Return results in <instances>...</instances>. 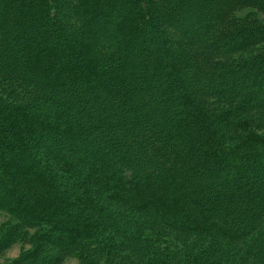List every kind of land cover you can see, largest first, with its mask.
<instances>
[{"label": "trees", "instance_id": "1", "mask_svg": "<svg viewBox=\"0 0 264 264\" xmlns=\"http://www.w3.org/2000/svg\"><path fill=\"white\" fill-rule=\"evenodd\" d=\"M208 5L213 8L210 14L203 9ZM244 7L264 13V0H0V45L6 46L7 50L13 48V52L18 51L23 56L15 81L10 80V85L0 88V112H6L5 120L0 115V212L9 215L18 227L17 230L11 229L10 233L6 229L0 236V254L14 239H22L26 235L25 229L52 224L55 233L46 232L43 245L40 242L35 244L34 249L13 264H56L59 257L44 256L40 250L46 248L57 256L65 252L77 253L87 241L86 238L83 241L84 236L88 238L98 233L102 237L108 232L110 236L127 233V240L139 252L157 254L159 260L153 258L152 264L169 259V252L164 254L166 251L161 249L160 242L165 241L168 234L181 238L191 234L197 240L208 237L210 243L222 240L238 246L237 251H230L232 256L238 253L240 258L237 260L264 264V229L252 233L264 210V137L260 140L240 137L228 147L225 140L233 136L232 121H225L222 128L217 123L222 113L209 116L211 110L207 111L198 99L190 98L186 89H190L188 83L184 86L176 78L183 70L180 58L174 56L176 59L171 63L159 61L158 57L165 60L167 50L163 54L154 53L149 62L133 64L129 60L136 42L144 49L143 43L147 40H156L158 36L161 40L162 35H170V32L163 31V21L175 25L171 31H177L182 40L194 37L187 35L188 26L195 29V34L200 36L195 35L196 40H210L214 48H225V55L237 51L236 45L235 49L230 48L234 46L233 41H243L238 44V51L264 45V24H241L244 18L237 16V12ZM179 14L188 19L187 22L181 20ZM194 14L197 16L192 18ZM108 37L113 40L108 55L98 54L91 45H85L88 40L99 42ZM156 41L158 44L159 40ZM154 58H158L161 66H157ZM230 63L234 73L222 77L218 70L210 76L205 90L237 80L238 87L234 86L228 95L226 93L229 101L243 102L246 107L249 104L263 107L264 51L243 59L241 63ZM144 71L145 74L155 73L159 79L157 83L146 90L135 87L127 93L130 95L128 104L125 101L123 106L116 107V112H103L100 118L97 113L96 124L92 122L94 118L82 121L79 113L70 109L72 105L85 101L104 109L107 103L104 98L94 96V91L104 85L121 89L127 78L139 80ZM29 75H38L43 83H50L55 88H65V104L62 105L57 96L49 97L40 88L35 93L26 89L32 88L24 85L29 82ZM107 81L111 82L105 84ZM11 84H14L11 90L27 93L23 103L10 98L13 94L9 92ZM79 84L83 88H79ZM217 93L215 97H223L221 91ZM5 101L9 102L7 107L3 104ZM121 102L116 101L115 105ZM143 103L149 106L144 112L152 116L149 123L147 120L142 122L143 113L135 106ZM172 106L176 107L175 113ZM38 109H43L44 113L36 114ZM229 113L231 111L226 115ZM115 114L121 115L119 119L124 120L123 124L127 120L124 117L131 116L135 122L150 127V139L146 140L148 135L139 131L135 140L141 142L145 138L155 147L147 150L148 154L146 148L131 149L134 139L123 136L131 147L124 155L118 144L109 142L106 144L108 149L101 150L102 147L92 144L91 139L79 138L82 131L87 132L104 121H116L111 118ZM49 115L53 118H48ZM174 139L178 145L166 151V144ZM43 147H47L48 160L55 165L43 162V153L39 151ZM77 149L75 162L81 168L80 172L71 167L73 158L65 156L68 151ZM153 154L154 158L150 160L148 155ZM116 160L118 166L111 167ZM168 160L174 167L171 173L165 170ZM63 166L68 174L75 176V191L67 189L64 178L60 177L58 168ZM154 169L160 173L154 175ZM248 171L253 173L258 186L245 179ZM238 178L248 182L243 184L244 193L239 194L236 189L234 194L225 179L235 184ZM253 187L260 190L259 196L249 192ZM84 194L91 195L95 202L91 196L86 200L80 198ZM102 195L122 213H135L137 217L131 222L139 220L140 226L128 229L130 232L125 230L126 223L108 214L109 208L105 209L102 203H97ZM229 195L236 201L226 205ZM91 212L95 214L93 219ZM139 229L143 232L153 230L156 235L141 234L137 231ZM95 230L97 232L93 234ZM169 246L173 249V245ZM223 250L224 254L228 253ZM133 254L121 260H125V264H134L138 255ZM211 260L202 264H217Z\"/></svg>", "mask_w": 264, "mask_h": 264}, {"label": "rangeland", "instance_id": "2", "mask_svg": "<svg viewBox=\"0 0 264 264\" xmlns=\"http://www.w3.org/2000/svg\"><path fill=\"white\" fill-rule=\"evenodd\" d=\"M203 9H205V12L207 14V12L210 14L213 10V8L208 5L207 7H204ZM163 11V10H162ZM204 12V11H203ZM202 12V13H203ZM180 15V14H179ZM197 15H192L193 17H196ZM237 16L243 17L244 19L241 20V24H250L252 22H256L258 25L259 24H264V13L258 11L256 12V9H253L251 7H244L241 8L238 12H237ZM181 20L184 21V19L186 18H182L183 15L179 16ZM204 17V16H203ZM188 19L185 20V22H187ZM194 20V19H193ZM191 21V20H190ZM175 26L171 23H166L163 21V25L161 26L163 31H168L170 32V35L168 34H164L162 36H164V38H162L160 40L159 36L156 37V40H159L158 44L156 40H147V42L143 43V47L140 45L137 46V42L135 44V51L134 54H132V56H129V60L134 64L136 62H143V61H150V59H152L151 57H153L154 53H160L163 54V52L165 50H167V55L165 56V60L162 61V58H159L160 62H173V60H175L176 58H180L179 62L181 63V66H183V70H181V73H179L176 78H178V83H180L182 81V83H184L183 85L185 86L186 83L187 86L190 88H186L187 91L189 92V96L191 99L194 98V100L196 101V99H198L200 101V104L203 107L207 108V111L211 110L212 113L208 112V115H214L215 114H220L222 113L223 116L221 117L222 119L225 118V116H227L225 120L221 121L218 117H213L214 119L218 118V122L220 124V126L223 128V125L225 121L229 122L230 120L232 121L233 125H232V130L231 133L233 134V138H229L228 141L225 140V143L227 144V146H231L232 144H235L234 140L240 138V139H246V138H251V137H256V138H262L264 137V106L263 107H254L252 105H248L247 107L245 106V104H243V102H239L238 104L232 103V101H229L230 98H228L229 96H227L229 94V92L231 91V89H233L234 86L238 87L239 82L236 80L235 82H227L226 84L221 83L223 86L218 87V85L214 86V88H212L210 91H206L205 90V86H207V83L209 82V78L210 76L212 77L214 75V73H218V70H220L221 72H219V75H221L222 77L227 76L229 74H233L234 72V67L231 68L230 65H232L230 62L233 61V63L237 64V62L241 63L243 61V59H248L251 57H254L257 53L259 52H263L264 51V45L263 44H259L256 46H251V48L249 49H245L243 51H238V44L242 43L243 41H233L232 43L234 44V46H230V48H234L235 49V45L237 48V51H235L234 54L232 55H225L227 51H225V48H218L217 46L214 48L211 45L210 40H196L198 37H200L195 31V29H190V27L188 26L186 32L189 33L187 35H192L193 39L192 40H182L180 34H177V31H175L174 33L171 31L172 27ZM250 26V25H249ZM256 26V25H255ZM174 29V28H173ZM226 29H230L228 27H226ZM176 30V29H175ZM240 30V28H239ZM253 30V29H252ZM161 31V29H160ZM254 31V30H253ZM162 32V31H161ZM220 32V31H219ZM218 32V34H219ZM163 33V32H162ZM191 33V34H190ZM197 35V38L196 36ZM239 35H241V32H239ZM264 38V35H263ZM111 38L108 37L106 38V40H101L99 42H94V41H87V43H85V45L90 46L94 51H96L98 54H101L103 56L108 55L109 52H111L112 47L110 44L111 43ZM6 46H4L3 44L0 45V70H1V77H0V88L3 89L4 86L6 85H10V80H14L15 77L17 78V75L19 73L18 70H21V60L23 59V56L21 55V53L19 54L18 51H12L11 50H7L5 48ZM101 50V51H100ZM9 51V52H7ZM96 52H92V54H96ZM137 53V54H136ZM158 53V54H159ZM94 54V56H95ZM176 58H175V57ZM234 57H238L239 59L237 60L234 59ZM158 58H154L157 66H161L160 63L157 62ZM94 60V59H93ZM141 64V63H138ZM133 69V67H131ZM160 69V68H158ZM167 68H165L166 70ZM165 72V71H164ZM14 74V76H12ZM135 74V73H133ZM134 76V75H133ZM13 78V79H9ZM25 77V76H23ZM22 77V78H23ZM157 75L153 74H145V71L141 77V79L137 80L136 78L132 79V78H127V83L122 84L121 87V91H119V89H117L116 86H111V85H104L102 86V88H98L97 91H94L93 93L95 94L94 96H97L100 98H104L103 100L107 103V105H105V108L101 109V106H97L96 105H92L89 101H85L84 103H77L76 106H71L70 109L73 112H78L79 113V117L81 118L82 121H86V119H90V121H92L91 119H93L92 122H94V124H96L95 120H96V114L100 113L98 115L97 118L101 117V113L103 112H109V113H113L116 112V107L123 106V104H125L128 102V99H130V95H127V93H130L131 91L134 90V88L136 87L137 89H141L143 88L144 90L148 89L149 87H153V84L157 83ZM24 80L26 78H23ZM27 79L29 82H26V84L24 85H30L31 87H26V89L30 90L31 93H33L35 90H37L38 88H40V90H43L44 92H46L47 94H49V97H55L57 96L58 100H61L62 105L65 104V102H63L65 100V96L67 94L66 89H62L59 87H54L53 85H50V83H43L41 78L38 75H29L27 76ZM165 79L167 80V78H162L161 81H165ZM15 81V80H14ZM24 82V81H22ZM111 81H107L104 82L105 84L109 83ZM238 82V83H237ZM177 83V84H178ZM84 84V83H81ZM79 84V88H83V86ZM179 85V84H178ZM18 86L21 87V83L20 81L18 82ZM183 86V87H184ZM10 90L9 92H13L12 96L10 98H14L15 100H19L21 101V103H23L22 101H25V99L27 98V93H23L16 91V90H11V87H14V84H11ZM180 87V86H179ZM236 88V87H235ZM117 89V90H116ZM153 89V88H150ZM179 89H182L181 87ZM204 89V90H203ZM203 90V91H202ZM21 91V90H20ZM127 91V92H126ZM222 92L221 94H223V97L220 96H216V94H218L217 92ZM36 92V91H35ZM34 92V93H35ZM5 94H7L6 92H4ZM227 93V95H226ZM187 94V93H186ZM80 97V95H79ZM91 97V95L89 96ZM226 97V98H225ZM81 98V97H80ZM79 98V99H80ZM9 100V99H8ZM102 101V103L104 104V102ZM124 100V103H123ZM232 100V99H231ZM4 101V100H3ZM26 100V103H28ZM116 101H122L121 103H117ZM144 101V100H143ZM147 103V102H146ZM4 106L7 107L6 105L9 104V102L5 101ZM101 104V103H100ZM128 104V103H127ZM44 105V104H43ZM26 106V105H25ZM45 106V105H44ZM96 108H95V107ZM137 107V109L139 111H142L143 113V117H142V122L143 120H147V122L149 123L148 119H151L152 116L150 115H146L144 112L146 110H148L149 106H147L146 104H137L135 105ZM238 107L237 109H235V107ZM243 106V107H241ZM43 108V107H42ZM3 109V108H2ZM7 109V108H6ZM44 109V108H43ZM43 109H38V112L36 114H41L43 112ZM176 107L174 108V106H172L171 110H173V113H175ZM103 110V111H102ZM11 111V110H10ZM102 111V112H101ZM227 111H231V113H229L228 115H226ZM5 111L2 110V113L0 112V115L2 116V118L5 120ZM34 113V112H33ZM44 113V112H43ZM214 113V114H213ZM177 116V114H175ZM114 116V117H113ZM121 115H112V119H115L116 121H108L107 123L104 121L102 124H98L96 126H93L92 129H90L87 132H80L79 134V138L81 140H89L92 141V144H97L100 145L101 150H106L105 148L107 147L108 149V144L109 142L113 143V144H118L119 150L121 153H125L124 155H126V150L131 148L129 147V144L127 145V141H124L123 136H127L128 137H132L134 139L133 142H131V144L133 145V147L131 149L134 148H146V152L147 154L149 153V151L147 150H152L153 147H155V145L151 146L150 143H148V139H150L149 137V133L148 130H150L151 128L148 127L146 128L144 126V124L142 125L141 122H135L134 119L131 116H126L124 117L125 119V124L123 119H119ZM217 116V115H216ZM44 117V115H43ZM52 117V115H49L48 118ZM53 118V117H52ZM51 118V119H52ZM19 123V120L18 122ZM80 126V125H79ZM83 126V125H82ZM81 128V127H80ZM146 128V129H145ZM145 129V130H143ZM139 131H144L147 136V139L145 140V138L143 140H141V142H136L135 138L139 137ZM152 131V130H151ZM230 133V134H231ZM235 137V138H234ZM132 140V139H131ZM175 141V142H174ZM76 146H79V143H76ZM171 144V145H170ZM169 145L166 144V151L168 150H172V148H174V146L178 145L176 144V140L174 139ZM231 144V145H230ZM41 153H43V162H45L47 165H52V164H56L53 163L52 161L50 162V160H48V152L47 151V147H43L41 150ZM175 151V149L173 150ZM172 151V152H173ZM69 153V154H68ZM77 153H78V149L77 151H68L67 154H65L66 158H68V156L70 158H73V162H72V168H76V170H79V172L81 171V168L78 166L77 162H75V158L77 157ZM68 155V156H67ZM91 155V154H90ZM64 156V157H65ZM131 156V155H130ZM42 157V156H41ZM148 158L151 160L154 158V154L153 155H148ZM148 158H146L145 160H148ZM119 161H113L111 164V167H115L118 166ZM152 162V161H151ZM26 165V164H25ZM28 165V164H27ZM65 168V172H64V168ZM61 167V169L58 168V171L61 174L60 177L64 178V182H65V186L67 189L71 190V191H75V188L73 186V184L75 183V176L73 177L72 174H68V172H66V167L63 166ZM125 167V166H124ZM171 167V168H170ZM172 167L173 164L170 163V161L168 160V164L167 166H165V170L169 173L172 172ZM174 168V167H173ZM177 168H175L176 170ZM64 173H63V172ZM154 175H157L158 173H160L159 170L154 169ZM260 173V172H259ZM257 173V174H259ZM253 173L251 171H248L245 173V179H248V181L250 180V183L252 184H256L258 186V181H254L255 178H253ZM59 177V178H60ZM258 177V176H257ZM61 179V178H60ZM245 179H241L239 180V178L235 181V184L228 180L225 179V182L227 183L226 185L229 186V189L232 190V192L235 194L237 192L236 189L239 190V194L240 192L244 193V190L246 189L243 184H246L248 181H245ZM239 181V182H238ZM263 183V182H262ZM213 184V182H212ZM241 184V185H240ZM213 187V186H212ZM80 191V189H79ZM259 189L256 187L250 188L249 192L252 194H255V196H259ZM90 197L91 195L88 194H84V197L81 196L80 198L86 200L87 197ZM242 196V195H241ZM247 196L249 197V195L247 194ZM254 196V197H255ZM92 197V196H91ZM243 199V198H242ZM254 199V198H253ZM92 201L95 202L94 198L92 197ZM234 202L236 201V198L229 195L227 197V201L225 202V204L227 205L229 202ZM97 203H102L104 207H106L105 209H108V214H110L111 216H117L121 222L126 223L127 225V229L125 228V230H127L128 232H130L128 229H134L135 225L136 226H140V222L139 220H134V222H131V220L135 216V213H122L121 210L116 207L115 205H113V203L104 195H102L101 197H99L97 199ZM239 205V202H237ZM109 204V205H108ZM230 204V203H229ZM112 213H111V212ZM122 214V216H121ZM95 214L94 212H91V217L92 219L94 218ZM114 219H116V217H114ZM14 220L12 218H10L9 215H6L3 212H0V236L5 232L6 229H8L9 233L11 231V229H16L17 230V226L15 225V223L13 222ZM105 222V220H104ZM258 226H256L255 229H252V233H255L256 231H259V229H264V210L262 212V214L260 215L259 219H258ZM53 226L52 224H39V226L37 227V229H25L26 230V235L23 236L22 239H14L13 242L9 245L6 246V248H4V250L2 251V253L0 254V264H13L16 260L20 259L24 254H26L27 251H31L32 249L35 248V244H38L39 242L43 245V237H45V233L46 232H52L55 233V230L51 227ZM17 227V228H16ZM21 229V228H20ZM143 229V228H142ZM142 229H139L137 231H139L141 234H147V236L149 234H155V232L153 230L150 229H146L144 230V232L142 231ZM23 229V231H25ZM149 230V231H147ZM109 231V229H108ZM106 231V232H108ZM97 232V230L93 231L92 233L95 234ZM61 233V232H60ZM110 232H108V234H104L102 237H100V235L97 233L95 234V236H89L87 237H83V241L85 240V238L87 239V243L84 242L82 245V248H79V252L74 253V252H70V253H64V255H58L57 253H53L52 251L45 249H41L40 250V254H43L44 256H51V257H59V261L56 264H125V260H121L123 257H127L128 255H131L132 253L137 254L138 256L134 258V264L137 262V264H152V260L154 258V260H159V257H157V254H152L151 252H139L137 250V248L135 246H133V244H131L128 240V234L126 233V237L124 236H110L109 235ZM45 235V236H44ZM106 235L109 237H106ZM156 235V234H155ZM178 236V235H177ZM174 236L172 234H168L165 241H160L161 242V249H165V253L169 252V259L165 258L163 259V261H159L157 263H153V264H192V259L194 264H202L205 262H209L211 259V261H213L214 263L217 264H251L249 261L247 262H243L242 260H237V258L239 259L240 257H238V253L236 256H232L230 254V251L235 252L237 251L238 246L233 245V244H226L224 243V241H220L218 239L213 240L212 243H210L208 241V237L206 238H199L198 240L195 238L194 235L189 234V236L185 237V238H181V237H177ZM197 240L196 244H194V242ZM38 241V242H37ZM141 242V241H140ZM169 245H173V249H171ZM47 246V245H46ZM167 248V249H166ZM133 249H135L136 251H132ZM227 250L228 253L224 254L223 252H221L222 250ZM223 250V251H224ZM133 254V255H135ZM159 254V253H158ZM163 254V255H164ZM181 256V257H180ZM128 261V260H127Z\"/></svg>", "mask_w": 264, "mask_h": 264}]
</instances>
